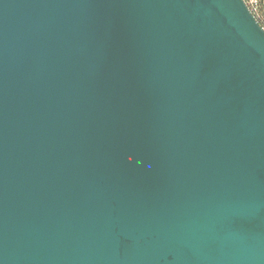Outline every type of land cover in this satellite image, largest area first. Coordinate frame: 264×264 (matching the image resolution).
<instances>
[{"label":"water","instance_id":"95a60500","mask_svg":"<svg viewBox=\"0 0 264 264\" xmlns=\"http://www.w3.org/2000/svg\"><path fill=\"white\" fill-rule=\"evenodd\" d=\"M0 264H264L245 0H0Z\"/></svg>","mask_w":264,"mask_h":264},{"label":"trees","instance_id":"16d2710c","mask_svg":"<svg viewBox=\"0 0 264 264\" xmlns=\"http://www.w3.org/2000/svg\"><path fill=\"white\" fill-rule=\"evenodd\" d=\"M258 2V7L252 8V12L259 23L264 27V2L263 0H258Z\"/></svg>","mask_w":264,"mask_h":264},{"label":"built area","instance_id":"2783aa9c","mask_svg":"<svg viewBox=\"0 0 264 264\" xmlns=\"http://www.w3.org/2000/svg\"><path fill=\"white\" fill-rule=\"evenodd\" d=\"M247 6L252 11V7H258V0H245Z\"/></svg>","mask_w":264,"mask_h":264},{"label":"bare ground","instance_id":"6f19581e","mask_svg":"<svg viewBox=\"0 0 264 264\" xmlns=\"http://www.w3.org/2000/svg\"><path fill=\"white\" fill-rule=\"evenodd\" d=\"M252 8H254V7H252Z\"/></svg>","mask_w":264,"mask_h":264},{"label":"crops","instance_id":"0c3cea01","mask_svg":"<svg viewBox=\"0 0 264 264\" xmlns=\"http://www.w3.org/2000/svg\"><path fill=\"white\" fill-rule=\"evenodd\" d=\"M263 2H264V0H263Z\"/></svg>","mask_w":264,"mask_h":264}]
</instances>
